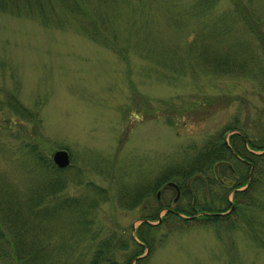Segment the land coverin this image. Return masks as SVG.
<instances>
[{
    "label": "rangeland",
    "instance_id": "1",
    "mask_svg": "<svg viewBox=\"0 0 264 264\" xmlns=\"http://www.w3.org/2000/svg\"><path fill=\"white\" fill-rule=\"evenodd\" d=\"M236 1L216 0L213 23L222 15L228 23L212 26L190 17L195 0H112L113 9L93 13L107 22L100 26L109 37L105 46L90 40L81 12L66 14L59 27L0 13V180L18 187L40 181L34 172L20 179L24 144H37L52 165L49 155L63 149L69 164L57 177L65 195L83 204L79 211L57 208L46 223L55 261L79 255L86 264L96 242L108 240L104 249L122 264L135 253L131 226L147 212L131 207L143 189L169 168L183 174L187 160L225 127L263 136L264 57L257 44L264 38V0L241 1L254 19L250 28L234 13ZM9 93L37 113V125L4 109ZM252 192L264 194V185ZM164 198H174L170 189ZM256 207L247 211L264 224ZM237 218L233 228L216 231L189 223L170 229L165 222L147 233L151 249L137 264H264V231L252 239Z\"/></svg>",
    "mask_w": 264,
    "mask_h": 264
},
{
    "label": "trees",
    "instance_id": "2",
    "mask_svg": "<svg viewBox=\"0 0 264 264\" xmlns=\"http://www.w3.org/2000/svg\"><path fill=\"white\" fill-rule=\"evenodd\" d=\"M111 1L0 0V13L13 14L16 12V15L24 13L26 16L36 18L38 22L42 23V26L59 27L63 19L66 18V14L73 16V12H81L82 15H87L88 21L85 25L88 26L90 40L102 41L98 42L105 46V38L109 37L100 32V26L107 22H103L97 15L93 16V13L98 14L102 11L103 5H108L113 9ZM238 1L231 2L233 11L241 18L242 26L250 28V20L254 21V19L250 15L248 6L241 3L242 0ZM93 2H96V6L93 11L90 10L92 15L90 16L88 7ZM215 2L216 0H195L194 8L196 9L191 11L195 13L190 17L196 22L198 20L196 18L200 15V19L208 18V24H212L215 15L211 14V7ZM97 5H99V9ZM222 17L220 19L222 22L217 20L212 26L217 23L226 25L227 18L223 15ZM251 24L254 29L257 27L254 25L255 23ZM97 31L102 34L99 38ZM261 41L263 42L257 45L261 47V54L264 57L263 37H260L259 42ZM116 52L118 53L117 50ZM4 99L6 100L4 109H8L14 116L13 118L20 115L25 120H30L33 125H37L39 120L36 119L37 113L22 107L14 94H6L3 101ZM261 108L260 117L264 120V103ZM24 146L28 151L20 157V160L23 161L21 163L24 164H22L24 172L20 179L23 181L24 176H30L29 172L41 174V178L40 181L30 179L26 183L27 185L23 184V187L7 184L3 179L0 180V264H61L59 261H55V254L50 252L52 241L45 238L48 234L45 231L46 223L50 222L52 217H57L59 210L64 208L70 210L75 207L79 211L83 204L81 199L65 195L63 191L65 183L57 177V174H60L63 169H55L50 162L45 164L46 160L35 149L37 144H24ZM202 147L194 159L192 157V160H187L188 169L184 170L183 174L177 176L168 173L167 171L171 169H167L162 173L163 175L155 179L153 188L143 189L144 192L142 191L143 193L138 195L137 201L131 203V207L139 205L142 206L141 210L147 212L138 220L142 222L135 226L133 234L135 240L130 238L133 247H135V253L132 256L126 255L122 264H137L146 259V255L151 249L147 233L161 227L165 222L171 224L170 229L176 228L172 225L175 223L177 226L189 223L203 227L210 226L216 231L223 224L233 228L234 222L232 221L238 217L237 220L246 227L245 231L252 236V239L256 238L257 240V237L260 236L258 235L259 230L264 231V224L254 222L251 212L247 211L248 207L252 209L256 205L261 215L264 214V194H259V196L257 194L259 204H257L256 197H251L252 191H258V187L264 185V133L263 136L257 138L248 135L243 130L237 132L234 128L225 127L220 134L205 140ZM233 160L237 162L236 164L241 165V169L240 166L229 163ZM257 160H259L258 163ZM203 161L207 162V167L201 169L199 163H203ZM214 168L218 177L224 178V183L215 180ZM173 184L178 189L179 197L171 208L163 196L164 192L168 191V187ZM96 191L102 192L99 188H96ZM156 191H161L159 196L155 195ZM229 197H231L230 200H228ZM92 202L94 200L90 201L93 209L96 202ZM164 207H168L170 211L165 210L160 221L156 222L158 220L157 213ZM107 241L96 242L95 253L88 258L89 261L86 264H120L113 260V253L104 249ZM79 257V255L75 256L71 262L65 260L63 264H67V262H69L68 264H80ZM67 258L70 259L68 256Z\"/></svg>",
    "mask_w": 264,
    "mask_h": 264
},
{
    "label": "water",
    "instance_id": "3",
    "mask_svg": "<svg viewBox=\"0 0 264 264\" xmlns=\"http://www.w3.org/2000/svg\"><path fill=\"white\" fill-rule=\"evenodd\" d=\"M49 159H51L54 167L56 169H60V168H65L68 164H69V158H67V153L63 150V149H59L57 151H54L52 152L50 155H49ZM171 187H175V185H171ZM160 221V218L158 217V220L156 222H159ZM142 221H138V224L141 223ZM149 225H154V224H151V223H148ZM131 234H130V237L132 239L135 240V238L133 237V234L135 232V229L134 227L131 226Z\"/></svg>",
    "mask_w": 264,
    "mask_h": 264
},
{
    "label": "flooded vegetation",
    "instance_id": "4",
    "mask_svg": "<svg viewBox=\"0 0 264 264\" xmlns=\"http://www.w3.org/2000/svg\"><path fill=\"white\" fill-rule=\"evenodd\" d=\"M213 172H214V174H215V177H216L215 180H216V181H218L219 183H224V182H225V181H224V178H220V177H218L217 172L215 171V168L213 169ZM248 175L250 176V172H249ZM168 189H170L171 192L174 194V198H173L171 201L168 202V204H169V205L171 206V208H172V207L174 206V202L177 201V199H178V197H179V194H178V192H177L178 189H177L176 187H173V188H172L171 186L168 187ZM160 192H161V191H160ZM160 192H157V191H156V194H155V195L159 196L158 194H159ZM165 210L170 211L168 207H167V208L164 207V209H162L160 212H163V213H164ZM160 212L157 213V215H158L159 218H161L160 215H159Z\"/></svg>",
    "mask_w": 264,
    "mask_h": 264
}]
</instances>
